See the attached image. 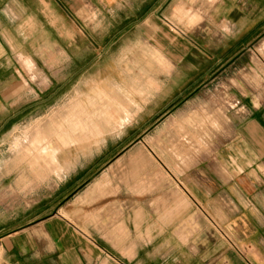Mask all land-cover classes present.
I'll return each mask as SVG.
<instances>
[{
	"label": "crops",
	"instance_id": "crops-1",
	"mask_svg": "<svg viewBox=\"0 0 264 264\" xmlns=\"http://www.w3.org/2000/svg\"><path fill=\"white\" fill-rule=\"evenodd\" d=\"M262 39L264 0H0V264H264Z\"/></svg>",
	"mask_w": 264,
	"mask_h": 264
},
{
	"label": "rangeland",
	"instance_id": "rangeland-1",
	"mask_svg": "<svg viewBox=\"0 0 264 264\" xmlns=\"http://www.w3.org/2000/svg\"><path fill=\"white\" fill-rule=\"evenodd\" d=\"M197 19H192L191 22L189 23L190 26H193L194 24H196ZM196 22V23H195ZM166 25L168 26V29H170V31L174 32L175 34H181L184 35V33L187 31L186 28L183 27L182 24L179 23H173V22H169L166 20ZM209 42H211V40H208V44ZM217 41L212 40V51H215V43ZM253 60L255 63V69L252 72H249V80L250 82H253L256 86L255 89H259V87L257 86L260 82L261 79L263 77L264 74V39L260 40L259 42H257L255 44V49H254V53H253ZM214 58H212L211 62H214ZM213 73V72H212ZM229 73V72H228ZM245 74H247V72H245ZM228 75L224 74L223 77V85L221 86L220 84L215 85L214 82L211 83V85L209 86L213 91L216 89L220 92L222 98H223V105L225 108H227L228 110L230 109H236V108H240L242 106V104L238 101V100H231L230 96H232V94H234V91L231 89L230 83L227 82ZM209 79V76H208ZM70 88H64L63 89V94L64 93H68ZM236 99V98H235ZM167 249V247H165V250ZM148 251H150V248H148Z\"/></svg>",
	"mask_w": 264,
	"mask_h": 264
}]
</instances>
